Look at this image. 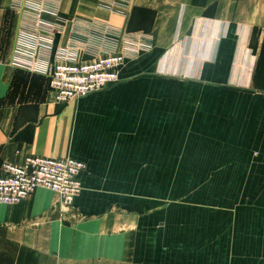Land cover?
<instances>
[{
    "label": "crops",
    "instance_id": "obj_1",
    "mask_svg": "<svg viewBox=\"0 0 264 264\" xmlns=\"http://www.w3.org/2000/svg\"><path fill=\"white\" fill-rule=\"evenodd\" d=\"M99 1L43 0L38 30L26 0H0V165H86L69 209L43 189L0 205V264H264V0ZM98 23L154 48L60 104L50 74L75 33L80 62L122 53Z\"/></svg>",
    "mask_w": 264,
    "mask_h": 264
},
{
    "label": "built area",
    "instance_id": "obj_2",
    "mask_svg": "<svg viewBox=\"0 0 264 264\" xmlns=\"http://www.w3.org/2000/svg\"><path fill=\"white\" fill-rule=\"evenodd\" d=\"M22 1L14 0V8L21 9ZM26 2L36 10L35 28L47 30L40 17L45 9L41 6L43 0H26ZM99 2L100 8L110 13L121 16H126L128 13L126 0ZM98 24L87 34L93 39L98 35L103 43H109L111 46H114L115 42L110 43V41L121 39L122 53L112 49L109 54L97 53L91 62H80L78 55L79 49L82 48L78 46L81 44L78 37L81 36L75 33L72 43L61 49L59 62L50 74V88L60 104L80 100L116 86L120 81V68L126 62L135 61L140 55L153 50L154 41L149 34L142 32L121 34L108 25ZM58 30L49 32L54 34ZM85 169V163L72 157L47 158L32 155L26 157L22 164L4 162L0 165V205L17 206L37 190L43 189L57 194L61 205L69 209L83 190L80 178Z\"/></svg>",
    "mask_w": 264,
    "mask_h": 264
},
{
    "label": "rangeland",
    "instance_id": "obj_3",
    "mask_svg": "<svg viewBox=\"0 0 264 264\" xmlns=\"http://www.w3.org/2000/svg\"><path fill=\"white\" fill-rule=\"evenodd\" d=\"M126 3L128 4V12L131 10V8L133 7L134 4H138L139 1H135V0H126ZM141 3V2H140ZM153 20V17L151 15H149L148 13H140L138 14L137 16H135V21L137 22V24H139L138 26L141 27H147L148 25H150V23L152 22ZM148 28V27H147ZM146 28V29H147ZM127 31H130V32H133V31H143V30H135V29H132V30H127ZM148 30H146V34ZM134 33V32H133ZM137 33V32H135ZM144 33V32H143ZM153 48H154V43L152 44ZM259 83H260V80L257 81V86H259ZM261 83H263L261 81ZM260 83V84H261Z\"/></svg>",
    "mask_w": 264,
    "mask_h": 264
}]
</instances>
